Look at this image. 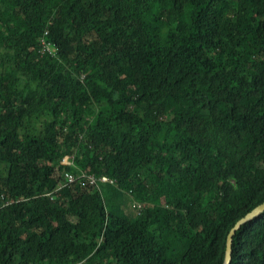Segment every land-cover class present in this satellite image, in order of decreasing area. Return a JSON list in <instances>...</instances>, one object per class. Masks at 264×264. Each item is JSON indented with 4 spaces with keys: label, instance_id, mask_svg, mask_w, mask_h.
<instances>
[{
    "label": "trees",
    "instance_id": "trees-1",
    "mask_svg": "<svg viewBox=\"0 0 264 264\" xmlns=\"http://www.w3.org/2000/svg\"><path fill=\"white\" fill-rule=\"evenodd\" d=\"M263 203L264 0H0V264H224Z\"/></svg>",
    "mask_w": 264,
    "mask_h": 264
},
{
    "label": "built area",
    "instance_id": "built-area-1",
    "mask_svg": "<svg viewBox=\"0 0 264 264\" xmlns=\"http://www.w3.org/2000/svg\"><path fill=\"white\" fill-rule=\"evenodd\" d=\"M46 35H48V32L45 34V36ZM42 47H43V50L44 51L50 53L53 56H55L56 54H58V48H55V46H53L46 39L43 40ZM96 178L92 174H83L81 176V178H77L72 173L67 172L65 174V180H66V182H65V185L64 186L73 184V183H75L78 180H80L82 182H85L86 181V182H88V185L94 186L95 188H99L101 184H113L114 183V180L108 178L107 176H102V177H100L98 179H96ZM134 203H135L134 208H136L138 210H140L142 208V204H140L139 202H134Z\"/></svg>",
    "mask_w": 264,
    "mask_h": 264
},
{
    "label": "water",
    "instance_id": "water-1",
    "mask_svg": "<svg viewBox=\"0 0 264 264\" xmlns=\"http://www.w3.org/2000/svg\"><path fill=\"white\" fill-rule=\"evenodd\" d=\"M263 212H264V203L256 207L254 210L248 213L245 217L238 220L236 224L233 226V228L229 231V235L227 237L224 264H231L232 252H233L232 245H233V239L235 236V231L238 230L244 223L252 220L255 217L260 216Z\"/></svg>",
    "mask_w": 264,
    "mask_h": 264
},
{
    "label": "rangeland",
    "instance_id": "rangeland-1",
    "mask_svg": "<svg viewBox=\"0 0 264 264\" xmlns=\"http://www.w3.org/2000/svg\"><path fill=\"white\" fill-rule=\"evenodd\" d=\"M65 162H67V159L65 160ZM104 197L107 200V202L110 204V206H112L113 205V201H112L111 196H110V194H109V192L107 190L104 191ZM127 200L131 204V206L134 207L135 203L132 202V198L131 199L130 198H127ZM131 206H129V207H128V205L126 206L125 212L127 211L128 214L133 213L132 208H130Z\"/></svg>",
    "mask_w": 264,
    "mask_h": 264
},
{
    "label": "bare ground",
    "instance_id": "bare-ground-1",
    "mask_svg": "<svg viewBox=\"0 0 264 264\" xmlns=\"http://www.w3.org/2000/svg\"><path fill=\"white\" fill-rule=\"evenodd\" d=\"M96 179H98V178H96ZM9 203V202H8ZM11 204V203H10Z\"/></svg>",
    "mask_w": 264,
    "mask_h": 264
}]
</instances>
